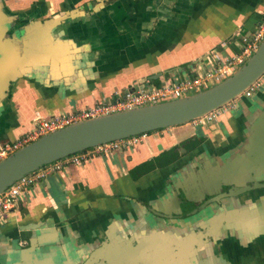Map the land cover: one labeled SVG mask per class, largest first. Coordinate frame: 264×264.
Listing matches in <instances>:
<instances>
[{"label":"crops","instance_id":"obj_1","mask_svg":"<svg viewBox=\"0 0 264 264\" xmlns=\"http://www.w3.org/2000/svg\"><path fill=\"white\" fill-rule=\"evenodd\" d=\"M0 8L11 19L8 33L24 34L25 70L0 95V142L21 136L37 116L229 58L264 17V0H0ZM258 84L209 123L149 131L138 143L88 149L80 164L47 170L2 222L0 257L20 252L31 262L36 242L46 241L65 264L90 253L113 264H264V188L212 204L209 212L221 217L210 222L209 241H193L200 212L171 216L180 199H200L229 174L264 181V74ZM255 121L259 146L242 141ZM185 143L188 150L169 162L168 151Z\"/></svg>","mask_w":264,"mask_h":264},{"label":"water","instance_id":"obj_2","mask_svg":"<svg viewBox=\"0 0 264 264\" xmlns=\"http://www.w3.org/2000/svg\"><path fill=\"white\" fill-rule=\"evenodd\" d=\"M10 20L0 8V95L5 93L11 80L25 72L19 63L22 61L24 34L8 33ZM49 24L51 21L47 20L42 27ZM17 48L21 51L18 56ZM197 62H193V67ZM263 74L264 35L252 53L230 75L206 89L73 122L23 145L0 160V193L18 178L64 156L131 135L196 120L237 98ZM208 206L198 213L212 214ZM27 242L28 248H31L32 241L29 239ZM36 243L33 248L35 261L22 259L20 252L12 251L2 254L0 259L6 264H44V258L50 255L59 264L66 263L58 247L46 241Z\"/></svg>","mask_w":264,"mask_h":264},{"label":"built area","instance_id":"obj_3","mask_svg":"<svg viewBox=\"0 0 264 264\" xmlns=\"http://www.w3.org/2000/svg\"><path fill=\"white\" fill-rule=\"evenodd\" d=\"M263 35L264 17L257 23L250 37H241L240 47L237 53L229 58L220 60L218 63L209 64L208 67L203 70L193 68L188 75L177 77L176 79H165L158 84H149L146 87H142L141 85H129L122 90H114L102 101L93 103L79 110L56 113L45 117L37 116L30 128L21 136L12 141L0 142V160L42 135L60 129L73 122L140 105L178 98L206 89L230 75L232 71L252 53ZM257 87L258 80L244 89L238 97L251 96ZM224 107L225 105L196 119L197 123L204 124L206 122H211L214 120L215 114ZM146 133L147 132L131 135L75 152L18 178L0 193V223L6 220L9 213L17 209L18 205L21 203L20 195L31 184L41 179L46 174L47 170H58L65 163L80 164L81 161L87 157L88 149H91L93 153H108L112 150L121 149L128 145L138 143L145 137Z\"/></svg>","mask_w":264,"mask_h":264},{"label":"flooded vegetation","instance_id":"obj_4","mask_svg":"<svg viewBox=\"0 0 264 264\" xmlns=\"http://www.w3.org/2000/svg\"><path fill=\"white\" fill-rule=\"evenodd\" d=\"M256 121H255V124H253L251 128L252 133L244 132L245 137L243 138V140L242 139L241 140L246 143V141L250 139L249 144L259 146L262 143V138L260 135L256 133L257 125L259 124ZM187 146H188L187 143H185L184 145L181 144L179 146H176L170 149V151H168L169 153L167 154V155H170L171 157L169 162L183 155L188 150ZM222 180L223 181L217 185L218 187L215 185L214 187H211L210 189H205L200 199L192 198L190 200V199H187L186 197L184 199H180L179 211L177 213H172L171 216L173 218H177L181 220L187 216L197 214L198 211H200V209L205 206L209 205L208 207H210L214 203L217 204L216 202L219 201L220 199L236 198L238 195L244 194L246 192H249L255 189L264 188V181H260V180L248 181L247 179H243L242 177L241 178L237 177V175H234V174H229L228 177L226 176ZM214 215L206 213V215H203V218L201 219L202 220L201 224L199 226L195 225L196 230L194 232H197V237L193 239L194 242L198 243L199 241H204V240L209 241L210 239H212L214 235L213 234L214 231L209 228V224L216 218V216ZM1 225H3V223H0V226ZM100 256H104V255H98L97 253H94V254L90 253V254H87V256L85 255L84 257H79V260H81V262L79 263L77 262V263L78 264H113L109 260H107L106 257H109V256H105V259H102ZM54 264H59V262L56 261L54 262ZM118 264H126V263L118 262Z\"/></svg>","mask_w":264,"mask_h":264},{"label":"rangeland","instance_id":"obj_5","mask_svg":"<svg viewBox=\"0 0 264 264\" xmlns=\"http://www.w3.org/2000/svg\"><path fill=\"white\" fill-rule=\"evenodd\" d=\"M206 123H209V122H206Z\"/></svg>","mask_w":264,"mask_h":264}]
</instances>
